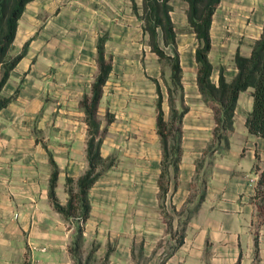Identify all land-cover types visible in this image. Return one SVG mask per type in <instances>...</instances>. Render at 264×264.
<instances>
[{
	"label": "crops",
	"instance_id": "obj_1",
	"mask_svg": "<svg viewBox=\"0 0 264 264\" xmlns=\"http://www.w3.org/2000/svg\"><path fill=\"white\" fill-rule=\"evenodd\" d=\"M125 4L31 0L19 18L12 52L27 41L28 47L3 87L5 95L15 97L0 110V264H78L71 248L77 215L67 218L53 205L50 155L59 167L56 194L66 204L67 176L76 180L89 166L88 123L80 101L92 92L99 72L97 43L106 31L113 68L99 102L105 127L101 154L113 156L114 163L89 190L82 247L88 253L97 247L90 264H264V136L246 124L253 87L239 95L227 145L224 136L215 135V112L199 88V40L189 25L187 2L185 20L193 33L186 39L196 41L188 65L186 50L178 51L183 87L175 106H188L182 156L161 196L157 80L168 118L172 68L150 43L153 51L145 57L136 47L125 48L124 39L135 40L131 29L139 34L143 22L122 14ZM221 6L231 11L222 13ZM257 6L255 0H221L215 10L209 57L216 84L221 70L227 80L235 78V54L249 55L261 36L264 14ZM180 40L177 32L178 47ZM229 48L231 63L225 59ZM152 60L162 65L151 75Z\"/></svg>",
	"mask_w": 264,
	"mask_h": 264
},
{
	"label": "trees",
	"instance_id": "obj_2",
	"mask_svg": "<svg viewBox=\"0 0 264 264\" xmlns=\"http://www.w3.org/2000/svg\"><path fill=\"white\" fill-rule=\"evenodd\" d=\"M31 0H0V110L9 104L16 93L5 95L3 87L9 79L11 70L25 55L28 41L25 42L22 50L13 53V43L17 33L19 18ZM221 0H187L189 7L187 16L189 25L195 31L199 40L196 48V61L198 63V83L203 94L204 101L213 108L217 125L215 135L224 136L228 145V133L234 128V115L238 98L243 90L253 87L254 97L253 108L246 118V124L251 132L264 136V24L261 36L255 41L249 55L235 54V61L238 67L237 75L233 80H227L221 70L219 83L216 84L212 78L213 63L209 57L212 46L211 24L213 15ZM133 8L144 22V29L149 34V43L152 49L161 58L168 60L172 68V80L177 88L182 89V66L178 52L177 32L175 23L171 16L173 9L170 0H143L142 12L138 11L136 3ZM162 36L165 45L172 46L173 52L168 53L160 44L159 36ZM108 32L99 37L97 43L99 72L92 85L91 94H85L81 99V105L85 109V119L88 123L89 137L87 140V152L89 166L85 172L75 180L67 176V188L69 199L62 204L56 194V184L59 175V167L50 155L52 173L50 177L49 196L54 207L62 212L65 217L77 215L85 220L90 213L91 204L89 190L95 180L106 171L113 163L114 157H103L101 145L105 127L101 129L99 114V102L103 95V87L113 68L112 55L106 57V41ZM169 99L171 113L168 118L163 108V93L157 80V129L161 137L163 158L159 185L161 196L168 190V174L172 168L174 174L179 172V162L182 156V118L188 110V106L177 108L173 100V89L169 85ZM110 121L113 116L107 114ZM264 181V170L261 175V182ZM76 184V185H75ZM76 188V189H75ZM83 245V225H78V232L72 248L73 253L79 258L78 264H90L93 258V251H90L83 261L79 256ZM258 251V241L256 242Z\"/></svg>",
	"mask_w": 264,
	"mask_h": 264
},
{
	"label": "rangeland",
	"instance_id": "obj_3",
	"mask_svg": "<svg viewBox=\"0 0 264 264\" xmlns=\"http://www.w3.org/2000/svg\"><path fill=\"white\" fill-rule=\"evenodd\" d=\"M142 1L143 0H126V4H125V7L123 8V11H122L123 13L122 14H125L126 16H129V15L138 16L139 12L137 13L135 11V9L133 8V3H136L138 11L142 12ZM260 1H262V2H260ZM170 3L172 4V6L175 7V9L173 10L172 14H173V16L175 18V21H176V24H177L176 25V31L179 33V36L181 38L180 44H179V47H178V51H179V48L183 49V50L184 49L186 50V52H185L186 53V58L184 59V65H188V63H190V58L189 57H190L191 51L193 50V46H194L193 41H196V40H193V39H188L187 40L186 39L187 37L190 36V34L193 33L192 29H190V27L188 26V24H187V22L185 20L187 2L185 0H170ZM257 5H259V7L262 8V9L260 8L261 12H262L261 14H264V0H255V6L258 7ZM221 7H220L221 8L220 11L222 13H223V8L225 10L228 9V11H231V8H226V6H221ZM257 10L259 11V8H257ZM228 11H226V12H228ZM222 13L221 14L220 13L217 14L216 17H219V18L222 17ZM261 14L259 15L260 17L262 16ZM138 26H139V30H138L139 34L137 33V30H135L136 33H133V31L131 29V36H133V34H134V36H136V39L134 40V38H133L132 40H128L127 38H125L124 39L125 40L124 46H125V48H128V49L129 48L132 49L134 47L138 48L139 49V55L143 53V55L145 57V55L148 52H151L153 50H151V47H150V44H149L148 33L144 29V23L142 22L140 24V22H139ZM161 38H162V36L160 35L158 41H159V44L164 48L165 45L163 44V41H162ZM138 44H139V46H138ZM228 47H230V46H228ZM229 49H228L227 55L225 56V59L227 60L228 63H231V61L234 60V54L231 52L233 49L232 50H231V48H229ZM165 50L169 51V53L173 52L172 46H171V48H166ZM110 55H112V54H110ZM112 61H113V55H112ZM166 61L168 62L167 59H166ZM150 64H152V65H150ZM150 64H149L150 65V73L152 75V74H155L157 72V65H160L161 63L160 62H155V61L152 60L150 62ZM1 72H2V70L0 68V74H1ZM171 81H172L171 83H172V89H173V100H174V104L176 105L175 102L177 100L179 101V99L181 98V89L177 88L175 86V83L172 80V74H171ZM164 90L166 92V88L165 87H164ZM169 103H170V99H169ZM77 220H78V224L83 225L84 220H81L78 217H77ZM176 234H177L176 235V238H177L176 241H177L179 239V236H178L179 233H176ZM96 249H97V247L95 246V248L92 247V249L90 250V251H93V256L95 255L94 252L96 251ZM81 254L83 256H85V259H86V256L88 255V252H86L83 249V247H82Z\"/></svg>",
	"mask_w": 264,
	"mask_h": 264
}]
</instances>
